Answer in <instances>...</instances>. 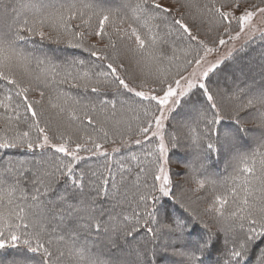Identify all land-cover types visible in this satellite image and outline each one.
<instances>
[{"label": "snow or ice", "instance_id": "snow-or-ice-1", "mask_svg": "<svg viewBox=\"0 0 264 264\" xmlns=\"http://www.w3.org/2000/svg\"><path fill=\"white\" fill-rule=\"evenodd\" d=\"M0 264H264V0H0Z\"/></svg>", "mask_w": 264, "mask_h": 264}]
</instances>
